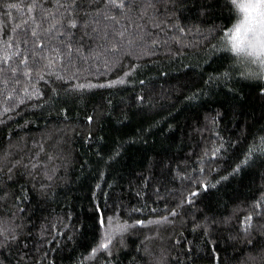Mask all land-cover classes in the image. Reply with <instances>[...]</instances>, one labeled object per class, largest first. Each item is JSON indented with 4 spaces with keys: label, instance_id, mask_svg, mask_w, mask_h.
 Wrapping results in <instances>:
<instances>
[{
    "label": "trees",
    "instance_id": "trees-1",
    "mask_svg": "<svg viewBox=\"0 0 264 264\" xmlns=\"http://www.w3.org/2000/svg\"><path fill=\"white\" fill-rule=\"evenodd\" d=\"M123 4L0 0V264H264V73L220 50L228 0Z\"/></svg>",
    "mask_w": 264,
    "mask_h": 264
},
{
    "label": "clouds",
    "instance_id": "clouds-1",
    "mask_svg": "<svg viewBox=\"0 0 264 264\" xmlns=\"http://www.w3.org/2000/svg\"><path fill=\"white\" fill-rule=\"evenodd\" d=\"M232 20L219 41L221 51L229 53L242 65L264 73V0H228ZM235 45V46H234Z\"/></svg>",
    "mask_w": 264,
    "mask_h": 264
},
{
    "label": "snow or ice",
    "instance_id": "snow-or-ice-1",
    "mask_svg": "<svg viewBox=\"0 0 264 264\" xmlns=\"http://www.w3.org/2000/svg\"><path fill=\"white\" fill-rule=\"evenodd\" d=\"M108 3L111 4L113 7H118V8H121V9H122L123 6H124V4H123V0H121V2H120L119 4H117L116 0H108ZM13 7H15V5H13ZM71 26H72V27H75V22H74V21L72 22ZM33 34H35V33H33ZM238 34H239V33H238V31H237L236 34L232 35L231 37H228L226 32L223 33V35H224L226 38L230 39V40H236V37L238 36ZM234 46H235V45H234ZM109 224H111V219H109ZM123 227L126 228L127 225H124ZM109 242H110V239H109ZM101 247L104 248V249H107V248H108V243H103V244L101 245Z\"/></svg>",
    "mask_w": 264,
    "mask_h": 264
}]
</instances>
